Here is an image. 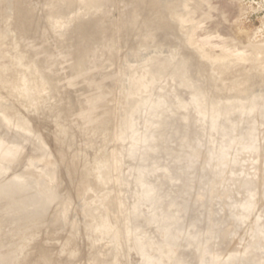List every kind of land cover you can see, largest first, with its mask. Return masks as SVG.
Returning a JSON list of instances; mask_svg holds the SVG:
<instances>
[{
  "label": "rangeland",
  "instance_id": "374dc122",
  "mask_svg": "<svg viewBox=\"0 0 264 264\" xmlns=\"http://www.w3.org/2000/svg\"><path fill=\"white\" fill-rule=\"evenodd\" d=\"M164 1L169 7L168 9L181 18L182 32H173L172 29L152 31L151 27L147 26V17L150 16L149 7L156 4L160 5V3H164L163 0H0V121L3 119L4 126L6 125L5 127L10 128L9 131L7 128L4 129V126L2 127V123L0 124V170L8 171L9 173L5 178L0 179V204L4 206H2V208L0 207L4 210L3 213H0V233L4 234V231L7 233L10 228V231L4 234L6 236L2 235L9 243L4 240L3 237L0 239V257H2L0 259L2 260L4 258L6 260H0V264H4L5 262L8 264H15V262H18V264H81L82 262L90 264V261H92V264H96L97 262L94 263L96 260H93V253H98L100 250L104 249L105 245L103 244L102 246L100 243L104 240L110 241L112 245L105 246V249H114L115 246L119 247L121 244L120 248L124 250L123 252L125 255L121 249L120 251L118 249L120 255L119 252H116L112 260L108 261L105 258H101L97 260V264H100V262H102V264H108L110 262V264H173L177 261L178 264L179 262L181 263L182 260L184 261V259L181 260V258H179L183 252L191 253L190 255L193 256L194 261L198 262L191 264H208V262L211 261L215 263L219 262L220 264H264V253L258 252H264V236L261 235L262 232H260V230L258 234L261 238L257 243L252 245L253 247L244 246L243 242L240 240L241 243H239L238 248L234 251L238 254V261L229 260L228 254L223 255L222 253H215L213 251L214 245L219 241L220 227L225 224L226 217L225 210L221 207L216 196L219 195L218 197H220L223 189L219 191L213 189L211 191L215 192V194L211 195V188H209L215 183L214 181H216V179L219 181L216 182L218 188L220 185L224 184H222V182L224 181L223 178L227 171V167L224 168V166H227L229 162H222L227 151L221 147V139L229 140L233 136H236L237 133L241 134L240 137L246 135V137L250 138L256 134V130L259 127L260 144L264 145V116H262L264 115V95L261 92H258L260 93L257 94L258 96H256V93L248 95L245 99L248 105L243 108V113H241L242 109L239 111V109L235 108L236 110L232 109L234 110L232 112L229 110L231 113L228 112V114L227 112L219 111L218 115H216L220 116L216 118L217 116L212 115L216 113H213V110H209L212 114L209 111H204L205 109L203 107L205 105L203 107L201 105L200 109L205 113L200 110V112L196 110L192 113L195 101L198 100L196 103H199L203 96L198 94L199 96L195 95L197 98L194 97L196 93L193 94L190 87L185 88L186 86L184 87L182 85L181 79L170 73L172 64H176V62L181 64L182 67L183 65L191 66V69L195 71V73L202 71V65L196 61L198 59L196 58V54L185 45V40L183 38L186 34H190L191 38H194L195 45H202L203 48L206 49V53H210V59L211 54H213V61H219L220 58L223 57V59H221L222 62L229 66H235V64H238L237 61L240 54L241 56L243 55L242 57L245 56V58H247L246 68H249L248 70L263 68L264 0ZM161 10H163V8ZM103 31L105 33H102ZM180 38L182 39L184 47ZM111 42L112 48L110 49L109 43ZM199 42L200 44H197ZM208 50L211 51L208 52ZM135 53L145 57L149 55L153 56L155 62L167 69L166 74L162 78H154L152 74L139 65L140 63H133L130 61L131 56ZM236 53H238V55ZM228 54L229 56L231 54L233 55L230 56V58ZM217 55H220L219 60L215 59L218 58ZM257 55L258 58L256 57ZM226 57L230 59H224ZM96 76H98L99 80L105 82L106 85L110 84L106 77L113 78L111 82L112 91L107 88V86H104L101 81H96ZM73 81H76L77 86L81 89L84 88L87 95L86 98L83 99V97H81L79 99V104L75 102V107L83 111L84 113L82 112V114L88 115L89 113L87 117L92 115L94 117V114H96L92 119L89 117L90 120L94 119L96 121L99 120V122H109L111 125L113 124V134L116 136L110 140L106 148V152L111 156V162H113L110 164L111 173L109 178L111 182L105 188H97L92 184V180L90 179L91 173L88 174L89 171L87 166L89 163H85L87 160L91 159L90 156L85 155L84 158H80L81 160L75 159L74 152L77 148H72L67 140L61 141L60 137L58 138V135H56V132L50 126L51 123H48L47 119H45L46 116H43L41 112L35 111L37 112L35 113L34 111L25 109L24 106L21 107L16 100L17 95H22V92L17 91L23 89L26 83L27 85L21 91L28 88L33 89L34 87L35 90L23 94L42 96L44 94V92L42 93L43 88L47 86V84L61 86ZM210 84L211 82L209 81V83H205L202 87L203 91H205V98L208 100V103H210V101L212 102L210 91L213 85ZM133 86L135 87L133 88ZM139 86H141V89ZM135 88H137V90ZM39 89L42 90H40V94L38 93ZM133 90L135 92H140L141 90L139 96L141 94L145 95L143 98L147 95L148 98H145V100L147 99V103L148 101L153 102L157 99L156 101H158V104L160 101L161 105L168 106L167 110H171L169 113L170 116H175L182 108H186V110L182 109L184 110L185 118L181 125L173 126L174 128L170 127L174 134L172 132V135L171 131L169 132L167 130V135L164 138L166 139L169 134L171 136H169V138L167 137V140H164L165 149L164 146H160L158 150L156 147V150H152L151 152L154 146L152 147V145L144 144V139L137 136L138 131H143L147 127L150 129L143 132L146 133L145 135H149V133L153 131L154 127L150 121L143 124L141 130L138 129L134 132L131 130L132 132L130 131V134L121 135L124 124L130 121V119H127V117L125 119L124 117L128 113L130 99L133 98L129 95L134 96ZM143 90H145L147 94L143 92ZM12 91L15 92L13 93ZM158 97L160 100H158ZM165 98L168 101H166ZM13 99L14 103H17L16 106L12 102ZM201 101V103H203L202 99ZM166 102L168 105H166ZM153 103L155 104V102ZM81 106L82 109L80 108ZM85 106L86 108H84ZM91 106L92 108H90ZM171 106H173V108ZM250 107L257 108V121L255 123H249L248 121L245 123L243 117L244 112ZM123 109L127 112H123ZM89 111H93L94 113L92 112V114ZM104 113L106 116H104ZM165 117L168 118V116ZM205 117L207 119L211 118L210 120H213V123L220 121V125L225 126L223 130L220 129V135L217 141L216 138L212 140L213 145L216 144L214 147L209 145V143L208 146L206 144L207 131H200L201 120ZM236 120L240 122V124ZM147 123L149 124L146 127ZM192 125L196 131L191 129ZM150 126H152V128ZM16 128L17 132L15 131ZM20 128L23 134H20L21 132L19 133ZM6 129L11 133L8 134ZM26 129L28 130L27 137L29 135V143L31 144L28 148H26V145L19 144V135L23 137L27 133V131H24ZM10 135L12 137H10ZM13 136H16L19 141L15 139L10 140ZM35 136L37 138H35ZM76 142L78 145L83 144L81 143L82 138L77 139ZM141 142H144V145ZM207 147L209 150L208 155L205 152ZM86 148L87 153L94 157L93 150L88 146ZM143 148L147 150L145 149V151ZM233 149H235L234 152H236L233 155L235 157L243 150L240 146L237 149ZM159 150L162 152H159ZM43 151L46 153L48 152V155L41 154ZM156 151L158 152L156 153ZM70 155L72 156L70 157ZM54 163L57 165L56 182H58L53 191H48L49 189H44L40 182L43 180L46 181V170ZM255 163L256 165L262 163L257 156L255 158ZM84 164L86 167H84ZM80 166H83V168H81V171H78V167L80 170ZM260 167L264 168V165L262 164ZM83 175L85 176L83 177ZM25 178L36 179L37 182L39 181L37 183L39 185L34 186L32 190L20 192L16 186L21 187L24 183L22 185H17L16 183ZM177 180L178 184L176 185ZM12 184H14L13 187ZM88 188L91 190L86 192ZM213 188L216 187L213 186ZM11 191L14 192L16 201L13 199L6 200V193ZM94 192L98 194L97 200H95L97 194ZM89 196H91L92 201L88 202L89 205H87L86 202L89 201ZM213 196L215 197L214 199H212ZM18 199L26 200L27 203L22 201L19 202L20 200L18 201ZM9 201L12 202L10 203ZM45 201L51 208L47 209L45 216H38L39 214L37 215V212L32 210V207L35 204L43 205ZM158 201L160 203H158ZM172 202H175V204L179 202L178 205L181 202V204L179 206L173 204L175 207L173 208ZM185 202L188 204L186 205ZM85 203L86 205H84ZM110 203L114 204L115 207H118L120 204V207L116 208L114 215V212H107L109 211L107 210V205ZM213 204L216 205L214 206ZM48 205L47 208L49 207ZM204 205L205 209L203 207ZM86 206L87 208H85ZM97 209L100 212H98ZM101 209H106V211ZM135 211H139L138 213L141 212L137 215L141 218L140 220L142 222H144L148 216L153 219L152 222L154 221V223L151 225L148 224L146 226V224H142V228L141 225L138 227L139 231L143 229L152 233L148 238L146 237L147 239H144L145 241L136 244V240L138 239V237H136L135 240L133 239L135 242L130 241L128 245L122 239L124 236L122 233L124 234L125 232L126 219ZM30 212H35L36 214H31ZM144 212L147 217L143 214ZM169 212L171 213V217ZM193 212L195 213L193 214ZM165 213H168L167 215L170 218H167ZM176 213L177 215L181 213L178 219L177 216L175 217ZM10 214L11 217L8 218ZM202 214L204 216H202ZM12 215H14V217ZM61 217L63 219H61ZM171 218L174 220L177 219L176 223ZM57 221H59V223H57ZM200 221L203 222L202 224H204V227ZM94 223L96 225H94ZM108 224H111L112 227L110 226V230H107L104 235V230L109 227ZM198 224L200 226H198ZM86 225L89 228H87ZM16 227H18V229ZM21 227H23L24 230L26 229L25 231H28L29 234L32 232L30 235L31 237L28 236L27 232L24 234V230L21 229ZM116 228L117 231L114 230ZM21 230L23 231L22 234L25 235L23 237L22 234H20ZM119 232L121 235L118 234ZM191 232L196 236L194 234L192 235ZM8 236L10 239H8ZM153 237L155 239H153ZM13 239H15V241H12ZM2 240L4 243H1ZM92 240L95 242H92ZM111 240H113L112 243ZM212 240H215L214 243L207 247L209 241ZM114 241L117 242L115 243ZM123 241L125 244H123ZM14 242H19L18 244L20 245L17 243V245H15ZM25 242L27 243L24 244ZM30 243L33 244V247ZM93 243L98 244L95 245ZM28 244L30 246H28ZM8 245L10 246L7 248ZM125 245H128V247H124ZM176 245L180 250L177 249ZM20 246H22V249ZM12 247H14V250H11ZM29 247H32V249ZM250 250L253 253L246 255V252ZM6 251L10 253V255H6ZM3 253L5 254L2 255ZM137 253L140 254V256H138ZM84 255L88 257L85 258ZM5 256H7V258ZM15 256L19 258L17 259ZM104 260L107 262H104ZM227 260L229 262L232 261V263H227Z\"/></svg>",
  "mask_w": 264,
  "mask_h": 264
},
{
  "label": "bare ground",
  "instance_id": "6f19581e",
  "mask_svg": "<svg viewBox=\"0 0 264 264\" xmlns=\"http://www.w3.org/2000/svg\"><path fill=\"white\" fill-rule=\"evenodd\" d=\"M156 2V1H155ZM163 2L164 3H160V5H158V4H156V5H151L150 7H149V11H150V16L149 17H147L148 18V21H147V26H150L151 27V29H152V31H157V30H161V31H163V30H167V29H172L173 30V32L175 31V32H177V33H180V32H182V20H181V18L177 15V14H175L173 11H171L170 9H168L169 7L165 4V1L163 0ZM163 8V10L166 12H164L163 10H161ZM147 11H148V9H147ZM179 12V11H178ZM163 13H165V14H163ZM180 15V14H179ZM147 20V19H146ZM186 21V20H185ZM187 26V25H186ZM147 29V28H146ZM185 29V28H184ZM102 33H105L104 31L102 32ZM192 33V32H191ZM172 34V33H171ZM174 34V33H173ZM176 34V33H175ZM79 36V35H78ZM75 37V36H74ZM77 37V36H76ZM181 39V38H180ZM184 40H185V45H186V47L188 48V49H190V50H192L195 54H196V58H198L196 61H198L201 65H202V68H201V70L202 71H200V72H196L195 73V71H193L192 69H191V66H185V65H183V67L181 66V64H178L177 62H176V64H172V66H171V69H170V73L172 74V75H174L175 77H177V78H180L181 79V83H182V85L185 87V88H188V87H190V89L192 90H190L193 94L194 93H196V94H194V97H196L195 95H197V96H199L198 94H201L202 96H200V97H202L201 99L203 100V103H201L202 101H201V99H200V104L199 103H196L198 100L197 99H195V100H197V101H195V105H194V107H193V110H192V113H194L196 110H200L201 109V105H202V107L205 109L204 111L206 112H208L209 110H213L212 112L214 113V112H216V113H214V114H212V112L211 111H209V112H211V114L212 115H215V116H217L218 115V112L219 111H223V112H227V114H228V112H229V110H231V112L232 111H234V110H232V109H235V108H237V109H239V111H240V109H242V111H241V113H243V108H245V106L246 105H248L246 102H245V99L248 97V95H251L252 93H256V96H258L257 94H260V93H258V92H261V93H263V95H264V67L263 68H260V69H257L256 68V70H248L247 68H246V60H247V58H245V56L244 57H242L240 54H239V57H238V64H235V66H229V65H227L226 63H224V62H222L221 61V59H223V57H219L218 55V58H215V59H218L219 60V58H220V60L219 61H213L214 60V58L212 57V55L213 54H211V59H210V53H206L207 51H206V49H204L203 48V46L202 45H195V43H194V38H191V35L190 34H186L185 35V37L183 38ZM193 39V40H192ZM168 41H170V40H168ZM181 43H182V39H181ZM183 44V43H182ZM197 44H200V42L199 43H197ZM111 45H112V42L111 43H109V46H110V49L112 48L111 47ZM178 46V45H177ZM183 47H184V44H183ZM119 48V47H118ZM173 49V48H172ZM205 50V51H204ZM209 51H211V50H208V52ZM174 52H175V50H174ZM191 52V51H190ZM178 53V52H177ZM181 53V52H180ZM192 53V52H191ZM225 54V53H224ZM237 55H238V53H236ZM236 54H235V56H236ZM257 54V53H256ZM222 55V54H221ZM226 55V54H225ZM225 55H224V57H225ZM233 54H231L230 56H232ZM173 56V55H172ZM216 56V55H215ZM223 56V55H222ZM228 56H229V54H228ZM229 56V57H230ZM260 56V55H259ZM229 57H226V58H224V59H226V60H228L227 58H229ZM257 58H258V55L256 56ZM231 58V57H230ZM229 58V59H230ZM232 58H234V57H232ZM263 58V57H262ZM261 59V58H260ZM194 60V59H193ZM249 60V59H248ZM259 60V59H258ZM130 61H132L133 63H140L139 65H141L142 67H143V69H145V70H147L150 74H152V76L154 77V78H162L165 74H166V72H167V69L166 68H163V67H161L160 65L161 64H159V63H157V62H155L154 60H153V56H151V55H149V56H141V55H138L137 53H135V54H133L132 56H131V60ZM176 61V60H175ZM178 61V60H177ZM231 61H233V60H231ZM231 61H230V65H231ZM252 61V60H251ZM255 61V60H254ZM253 61V62H254ZM261 61V60H260ZM259 61V62H260ZM234 62H236V61H234ZM142 63V64H141ZM261 64V63H260ZM264 64V63H263ZM262 64V65H263ZM197 66V65H196ZM255 66V65H254ZM249 67V66H248ZM198 68H199V66H198ZM197 70V69H196ZM23 78V77H22ZM20 79V78H19ZM24 79V78H23ZM69 79V78H68ZM70 79H71V77H70ZM209 81L211 82V84L213 85V88H212V90L210 91L211 92V97H212V102L210 101V103H208L207 101L208 100H206V98H205V91H203V86H204V84L205 83H209ZM24 82V81H23ZM57 82V81H56ZM32 83V82H31ZM33 83H34V81H33ZM21 84V83H20ZM64 84V83H63ZM210 84V85H211ZM26 85H27V83H26ZM25 85V86H26ZM258 85H260V86H258ZM15 86V85H14ZM25 86H23L24 88H25ZM89 86V85H88ZM135 86H137V85H135ZM135 86H133V88L135 87ZM16 87V86H15ZM17 87H19V86H17ZM22 87V86H21ZM32 87V86H31ZM34 87V86H33ZM140 87V89H141V86H139ZM138 87V88H139ZM12 88H13V86H12ZM11 88V89H12ZM23 88V89H24ZM35 88V87H34ZM32 89V88H28V89H26V90H24V91H21V90H23V89H21L20 91H17V92H22V95H17V103H19L20 105H21V107L22 106H24L25 107V109H27V110H31V111H38V112H41L42 114H43V116H46L45 117V119H47V121H48V123H51V127H52V129H54V131L56 132V135H58V138L60 137V140L61 141H63V140H67L68 141V143H69V145L72 147V148H77V149H75L76 151L74 152V158L76 159H78V160H81L80 158H84V156L85 155H88V156H90V160H87V162H85L86 164H88L89 163V165L87 166L88 167V174L89 173H91V180H92V184H93V186L94 187H97V188H102V187H106L110 182H111V179L109 178V176H110V168H111V163H113V162H111V156L110 155H108L107 154V152H106V148H107V146H108V143L110 142V140L113 138V137H115L116 135H114L113 134V131H114V128H112V126H113V124L111 125L109 122L107 123H105V122H99V120L98 121H96V120H90V119H92V118H94L95 117V115L96 114H94V117H93V115L92 116H89L90 117V119H89V117H87L88 115H89V113H88V115L86 114H82V112L83 111H80L79 110V108H77V107H75V102H77V104H79V102L78 101H80L79 99L81 98V97H83V99L84 98H86L87 97V95H86V90L83 88V89H81L80 87H78L77 86V83H76V81H73V82H70L69 84L68 83H66V84H64V85H61V86H53V85H51V84H47V86H45L44 88H43V91L41 90V89H39V94L41 93L40 92V90L42 91V93L44 92V94L42 95V96H34V95H32V94H23V93H25V92H32V90H35V89ZM89 89H90V86L88 87ZM87 88V89H88ZM15 89V88H14ZM131 89H132V87H131ZM136 90H137V88H135ZM38 90V89H37ZM15 91H16V89H15ZM14 91V92H15ZM134 91V90H133ZM147 91V90H146ZM13 92V91H12ZM13 92V93H14ZM35 92V91H34ZM96 92H97V90H96ZM131 92H132V90H131ZM130 92V93H131ZM140 92H141V90H140ZM140 92H135L134 91V96L133 95H129V96H132L133 98L132 99H130V103H129V105H128V113H127V115L124 117L125 119H126V117H127V119H130V121H127L125 124H124V126H123V130H122V132H121V135H128V133L132 130L133 132L134 131H137L138 129L139 130H141V126L143 125V124H145L146 122H149L150 121V123H152L153 124V127L155 128V130H153L151 133H149V135H145L146 133H143L145 130H147V128H145V130H143V131H138V133H137V136H139V137H141V139L143 138L144 140V144H147V145H152V147L154 148V149H151V152H152V150L154 151V150H156V147H157V150H158V148L160 147V146H164V149H165V141L164 140H167V137L169 138V136H171L170 134H169V136H167L166 137V139L164 138L166 135H167V132L169 131H171V128L173 127V126H177V125H181V123L184 121V116H185V114H184V110H182V109H185L186 110V108L184 107V108H182L178 113H177V115H175V116H170L169 115V113L171 112V110H167L168 109V106H163V104L161 105L160 104V101H159V104L157 103L158 101H156V100H154L153 102H155V104L151 101V102H149L148 101V103H147V99L145 100V98L147 97L148 98V96L146 95V97L145 98H143V96H145V95H140L139 96V93ZM143 92H145V90H143ZM13 93H12V95H13ZM36 93H37V91H36ZM146 93V92H145ZM20 94V93H19ZM34 94V93H33ZM132 94V93H131ZM147 94V93H146ZM149 94V93H148ZM151 95V94H150ZM149 95V96H150ZM164 95V94H163ZM262 95V94H261ZM154 96V95H153ZM162 96V95H161ZM190 96V95H189ZM14 97H16V96H14ZM13 97V98H14ZM155 97V96H154ZM156 97H157V94H156ZM151 98V97H150ZM159 98V97H158ZM197 98V97H196ZM89 99V98H88ZM125 99V98H124ZM164 99V98H163ZM189 99H190V97H189ZM199 99V98H198ZM261 99V98H260ZM86 100V99H85ZM158 100H160V98L158 99ZM165 100H166V98H165ZM162 101H164V100H162ZM166 101H168V100H166ZM13 103H14V99H13V101H12ZM257 102V101H256ZM17 103L15 104V106L17 105ZM84 103H89V102H84ZM163 103V102H162ZM167 103V102H166ZM82 105V104H81ZM92 105H93V103H92ZM126 105V104H125ZM166 105H168V103L166 104ZM4 106H5V104H4ZM251 106V105H250ZM95 107V106H94ZM97 107V106H96ZM126 107V106H125ZM172 108H173V106H171ZM170 107V108H171ZM13 108V107H12ZM81 109H82V106L80 107ZM84 108H86V106L84 107ZM83 108V109H84ZM90 108H92V106L90 107ZM99 108V107H98ZM97 108V109H98ZM177 108V107H176ZM102 109V108H101ZM12 110V109H11ZM15 110V109H14ZM19 110V109H18ZM99 110V109H98ZM179 110V109H178ZM236 110V109H235ZM16 111V110H15ZM21 111V110H20ZM86 111H87V109H86ZM100 111V110H99ZM98 111V112H99ZM106 111V110H105ZM201 111V110H200ZM199 111V112H200ZM238 111V110H237ZM19 112V111H18ZM25 112H27V111H25ZM89 112H91V111H89ZM93 112V111H92ZM91 112V113H92ZM123 112H127V111H125L124 109H123ZM201 112H203V111H201ZM205 112H203V113H205ZM231 112H229V113H231ZM9 113V112H8ZM27 113H29V112H27ZM35 113H37V112H35ZM84 113V112H83ZM87 113V112H86ZM94 113V112H93ZM92 113V114H93ZM1 114V113H0ZM105 114V113H104ZM207 114H209V113H207ZM211 114H210V116H211ZM217 114V115H216ZM220 114V113H219ZM20 115V114H19ZM26 115V114H25ZM121 115V114H120ZM123 115V114H122ZM205 115V114H204ZM101 116H103V115H101ZM100 116V117H101ZM104 116H106V114L104 115ZM165 116H168V118H166ZM209 116V117H210ZM214 116V117H215ZM220 116V115H219ZM219 116H217L216 118H218ZM13 117V116H12ZM35 117V116H34ZM207 117V116H206ZM225 117V116H224ZM223 117V118H224ZM27 118V117H26ZM213 118V117H212ZM12 119V118H11ZM44 119V120H45ZM101 119H102V117H101ZM121 119H122V117H121ZM159 119V122L160 123H158L157 125H156V122H157V120ZM3 119H1V121H2ZM114 120V119H113ZM113 120H112V122H113ZM119 120V119H118ZM224 120V119H223ZM231 120V119H230ZM0 121V124L2 123V127L4 126V120L1 122ZM120 121V120H119ZM123 121V120H122ZM237 121V120H236ZM238 122V121H237ZM14 123V122H13ZM239 124H240V122H238ZM115 124V123H114ZM151 124V125H152ZM1 126V125H0ZM6 126V125H5ZM4 126V129L5 128H7V127H5ZM232 126H234V125H232ZM120 127V126H119ZM145 127V126H144ZM151 128H152V126H150ZM171 127V128H170ZM169 128H170V130H169ZM174 128V127H173ZM3 129V128H2ZM7 129H9V131H10V128L8 127ZM6 129V131L8 132V130ZM113 129V130H112ZM148 129H150V128H148ZM226 129H228V128H226ZM233 129V128H232ZM39 130V129H38ZM116 130V129H115ZM168 130V131H167ZM16 132H17V128H16V130H15ZM22 131V129L20 128V130H19V133ZM24 131H27V133L26 132H24V133H26L23 137H22V135H19L18 133V135L20 136V141L17 139V135H16V133H15V135L16 136H13V138H10V140L11 139H15L16 141H19L20 143L19 144H21V145H26L27 147L26 148H28V146L29 145H31L30 143H29V135H28V137H27V134H28V130L26 129V130H24ZM48 131H49V128H48ZM47 131V132H48ZM50 131H51V128H50ZM131 131V132H132ZM156 131V132H155ZM259 131H260V128L258 127L257 128V130H256V134L255 135H253L252 137H250V138H248V137H246V135H242V137L241 138H243V140H245L248 144H255L256 145V147H258L259 149H258V154H257V157L261 160V162L263 163V165H264V145H261L260 143V136H259ZM23 132V131H22ZM20 133V134H23V133ZM130 132V133H131ZM150 132V131H149ZM172 132L173 131H171V134H172ZM235 132V131H234ZM11 132H8V134H10ZM74 133V134H73ZM116 133H117V131H116ZM129 133V134H130ZM207 133V132H206ZM30 134V133H29ZM147 134H148V132H147ZM173 134H174V132H173ZM172 134V135H173ZM229 135H231L230 133H228ZM14 135V134H13ZM31 135V134H30ZM114 135V136H113ZM32 136V135H31ZM137 136H135V137H137ZM10 137H12L11 135H10ZM24 137H26V138H24ZM33 137V136H32ZM35 138H37L36 136H35ZM63 138V139H62ZM79 138H82V142L81 143H83L82 145H78L77 144V142H76V140L77 139H79ZM97 138H98V140H97ZM128 138V137H127ZM222 138V137H221ZM224 138V137H223ZM116 139V138H115ZM117 139H118V137H117ZM136 139H138V138H136ZM135 139V140H136ZM14 140V141H15ZM15 141V142H16ZM114 141V140H113ZM194 141V140H193ZM216 141H217V139H216ZM134 142V141H133ZM123 143V142H122ZM132 143V142H131ZM142 143V142H141ZM142 143V144H143ZM164 143V144H163ZM243 143V142H242ZM241 142L239 143V144H236L235 146H234V148H239V146H240V144H242ZM33 144V143H32ZM125 144V143H124ZM130 144V143H129ZM143 144V145H144ZM207 144V146H208V143H206ZM35 145V144H34ZM66 145V144H65ZM120 145V144H119ZM118 145V146H119ZM214 145H216V144H214ZM89 147V148H91L93 151V154H94V157H93V155L91 156L90 154H88L87 153V151H86V147ZM110 146V145H109ZM220 146V145H219ZM38 147V146H37ZM125 147V146H124ZM144 147V146H143ZM162 147H161V150L163 151V149H162ZM261 147H262V150H261ZM38 148H40V147H38ZM129 148V147H128ZM138 148V147H137ZM136 148V149H137ZM150 148V147H149ZM130 149V148H129ZM146 148H143V150H145ZM62 150V149H61ZM64 150H65V148H64ZM71 150V149H70ZM124 150V149H123ZM133 150V149H132ZM135 150V149H134ZM147 150V149H146ZM145 150V151H146ZM161 150H159V152H162ZM218 150H221V149H218ZM139 151H142V150H139ZM209 150H208V147L206 148V150H205V152L207 153V155L209 154V152H208ZM235 151V149H232V151H230V150H228L227 151V153L225 154V156H224V160H222V162L223 163H225V162H229V163H231L232 162V160H234L236 157L235 156H233L234 155V153H236V152H234ZM72 152V151H71ZM134 152V151H133ZM142 152H144V151H142ZM158 151H156V153H157ZM48 153V152H47ZM45 151H43L41 154H45V155H48ZM138 153V152H137ZM154 153V152H153ZM192 153V152H191ZM217 153V152H216ZM71 154V153H70ZM128 154V153H127ZM144 154H146V153H144ZM111 155H113V154H111ZM126 155V154H125ZM220 155V154H219ZM24 156V155H23ZM64 156V155H63ZM72 155H70V157H71ZM123 156V155H122ZM129 156V155H128ZM93 157V158H92ZM113 157V156H112ZM139 157V156H138ZM89 158V157H88ZM215 158V157H214ZM63 159V158H62ZM152 159V158H151ZM23 160V159H22ZM21 161V160H20ZM73 161V160H72ZM144 161V160H143ZM220 161V160H219ZM153 162V161H152ZM211 163V162H210ZM213 163V162H212ZM228 163V164H229ZM228 164H227V166H224V168H226V167H228ZM202 165V164H201ZM200 165V166H201ZM213 165V164H212ZM220 165V164H219ZM57 165L54 163V164H51L48 168H47V170H46V175H47V179H46V181H42V182H40L41 184H42V187H44V189H46V190H48V191H53L54 189H55V187L57 186L56 185V183L58 182H56V174H57V172H56V167ZM202 166H204V165H202ZM205 166H206V163H205ZM84 167H86L85 166V164H84ZM113 167V166H112ZM220 167V166H219ZM81 168H83V166H80V170H79V167H78V171H81L82 169ZM208 168V167H207ZM206 168V169H207ZM84 169H86V168H84ZM113 169V168H112ZM204 169V168H203ZM159 170V169H158ZM164 170V169H163ZM205 170V169H204ZM162 172V171H161ZM161 172H160V174H161ZM175 172V171H174ZM200 172V171H199ZM73 173V172H72ZM78 173V172H77ZM148 173V172H147ZM183 173V172H182ZM9 173H8V171H2V170H0V179H2V178H5L7 175H8ZM153 174V173H152ZM214 174V173H213ZM135 175V174H134ZM148 175V174H147ZM153 175H156V174H153ZM162 175V174H161ZM165 175V174H164ZM211 175V174H210ZM215 175H217V174H215ZM76 176H77V174H76ZM85 175H83V177H84ZM88 176V175H87ZM90 176V175H89ZM149 176V175H148ZM152 176V175H151ZM157 176V175H156ZM213 176V175H212ZM218 176V175H217ZM227 176V174L225 173V176H224V181H225V177ZM12 177V176H11ZM158 177H159V173H158ZM170 177V176H169ZM201 177V176H200ZM216 177V176H215ZM57 178H58V176H57ZM89 178V177H88ZM142 178H144V177H142ZM151 178V177H150ZM84 179V178H83ZM201 179V178H200ZM81 180V179H80ZM152 180V179H151ZM221 180H222V178H221ZM15 181H17V180H15ZM84 181V180H83ZM86 181H88V180H86ZM85 181V182H86ZM113 181V180H112ZM142 181V180H141ZM39 182V181H38ZM37 182V180L36 179H33V178H25L24 180H21V181H17V185H22L23 183H24V185H22L21 187L19 186H16L17 187V189H19V191L21 192V191H23V192H26V191H29V190H32L33 188H34V186H38L39 184H37L38 183ZM172 182V181H171ZM171 182H170V184H171ZM80 183V182H79ZM142 183V182H141ZM225 183V182H224ZM142 184H144V183H142ZM178 184V180L176 181V185ZM203 184V183H202ZM209 184V183H208ZM223 184V183H222ZM13 185L14 184H12V187H13ZM149 185V184H148ZM155 185V184H154ZM193 185V184H192ZM211 185V184H210ZM41 186V185H40ZM79 186V185H78ZM164 186V185H163ZM220 186H222V185H220ZM16 187H15V189H16ZM112 187V186H111ZM162 187V186H161ZM167 187V186H166ZM169 187V186H168ZM176 187V186H175ZM194 187V186H193ZM171 188V187H170ZM14 189V190H15ZM76 189V188H75ZM112 189V188H111ZM208 189V188H207ZM206 189V190H207ZM222 188H220V189H215V190H221ZM57 190V189H56ZM91 189H89L88 188V190H86V192H88V191H90ZM194 190V189H193ZM212 190V189H211ZM210 190V191H211ZM94 191H95V189H94ZM172 191V190H171ZM2 192V191H1ZM96 192V191H95ZM94 192V193H95ZM114 192V191H113ZM153 192V191H152ZM178 192V191H177ZM181 192H182V190H181ZM196 192V191H195ZM212 192V191H211ZM221 192V191H220ZM93 193V192H92ZM1 194V193H0ZM23 194V193H22ZM29 194V193H28ZM91 194V193H90ZM95 194H97V193H95ZM103 194H105V193H103ZM102 194V195H103ZM121 194V193H120ZM201 194V193H200ZM15 194H14V192H9V193H6V200H15L16 201V197L14 196ZM84 195H85V193H84ZM165 195V194H164ZM170 195V194H169ZM208 195V194H207ZM23 196V195H22ZM87 196V195H86ZM101 196V195H100ZM104 196V195H103ZM102 196V197H103ZM108 196V195H107ZM116 196V195H115ZM161 196H162V193H161ZM166 196H168V195H166ZM197 196V195H196ZM54 197V196H53ZM139 197V196H138ZM165 197V196H164ZM214 197V196H213ZM23 198V197H22ZM39 198V197H38ZM84 198V197H83ZM95 198H96V196H95ZM94 198V199H95ZM115 198V197H114ZM162 198V197H161ZM177 198H178V196H177ZM176 198V199H177ZM182 198V197H181ZM180 198V199H181ZM194 198V197H193ZM258 198V197H257ZM24 199V198H23ZM40 199V198H39ZM98 199V194H97V198L95 199V200H97ZM168 199V198H167ZM179 199V200H180ZM212 199H214V198H212ZM20 199H18V201H19ZM88 200L89 201H87L86 203H87V205H89L88 204V202H91L92 200H91V196H89L88 197ZM127 200V199H126ZM125 200V201H126ZM156 200V199H155ZM160 200V199H159ZM164 200V199H163ZM169 200H170V198H169ZM175 200V199H174ZM178 200V201H179ZM184 200V199H183ZM194 200V199H193ZM202 200H204V199H202ZM24 202V203H27L26 202V200H20L19 202ZM107 201H108V199H107ZM106 201V202H107ZM10 202V201H9ZM12 202V201H11ZM10 202V203H11ZM49 202V201H48ZM85 202V201H84ZM83 202V203H84ZM105 202V203H106ZM117 202V201H116ZM166 202V201H165ZM198 202V201H197ZM86 203L84 204V205H86ZM158 203H160L159 201H158ZM179 203V202H178ZM178 203L176 202V204H175V202L173 203L172 202V205L174 204V205H176V206H179L180 204H181V202H180V204L178 205ZM186 203V205L188 204L187 202H185ZM199 203V202H198ZM212 203V202H211ZM14 204V203H13ZM12 204V205H13ZM47 203H46V201H45V204H43V205H37V204H35L33 207H32V210H35L36 212H37V215L38 216H41V217H43V216H45V214H46V211H47V209H50L51 207H50V205H48L49 207L47 208V205H46ZM118 204V203H117ZM116 204V205H117ZM1 205V204H0ZM8 205V204H7ZM102 205V204H101ZM120 205V204H119ZM118 205V207H120ZM122 205V204H121ZM127 205V204H126ZM171 205V204H170ZM169 205V206H170ZM174 205H173V208H175L174 207ZM191 205V204H190ZM196 205V204H195ZM214 205V204H213ZM216 205V204H215ZM214 205V206H215ZM2 206H3V204L0 206L1 208H2ZM83 206V205H82ZM93 206V205H92ZM98 206V205H97ZM4 207V206H3ZM9 207H11V206H9ZM84 207V206H83ZM91 207V206H90ZM107 210H109V211H107L108 213L109 212H114L113 213V215L115 214V211H116V208H118V207H115V205L114 204H108L107 205ZM133 207V206H132ZM182 207V206H181ZM196 207V206H195ZM194 207V208H195ZM204 207V209H205V205L203 206ZM0 208V213H3L4 212V210H2ZM85 208H87V206L85 207ZM84 208V209H85ZM104 208H105V206H104ZM172 208V209H173ZM179 208V207H178ZM199 208V207H198ZM254 208V207H253ZM3 209H5V208H3ZM9 209V208H8ZM99 209V208H98ZM98 209H97V211H98ZM187 209V208H186ZM215 209V208H214ZM31 210V211H32ZM101 210H103V209H101ZM119 210V209H118ZM117 210V211H118ZM136 210V209H135ZM139 210V209H138ZM182 210V209H181ZM256 210H257V213H256ZM11 211V210H10ZM103 211H106V209L105 210H103ZM129 211V210H128ZM155 211H157V210H155ZM178 211V210H177ZM24 212V211H23ZM62 212H64V211H62ZM98 212H100V211H98ZM102 212V211H101ZM106 212V213H107ZM131 212V211H130ZM129 212V213H130ZM139 211H135V212H132L130 215H129V217H128V219H126V222H125V224H123V225H125L126 227H125V232H124V234L122 233V235H124L123 236V240L125 241V243L126 244H128L129 245V242L130 241H134L135 240V238L136 237H138V239L136 240V244H139V243H141V242H143V241H145L144 239H147L149 236H150V234L152 233V232H149V231H146V230H143V229H141L142 228V224L143 225H145L146 224V226L148 225V224H152V223H154V221L152 222V218H150L149 216L147 217L146 215H145V212L143 213L147 218L144 220V222H142L140 219V217L137 215V214H140V213H138ZM151 212V211H150ZM180 212V211H179ZM31 213V212H30ZM33 213V212H32ZM31 213V214H32ZM60 213H61V211H60ZM93 213H94V211H93ZM105 213V212H104ZM107 213V214H108ZM124 213V212H123ZM128 213V214H129ZM153 213V212H152ZM156 213V212H155ZM158 213H160V212H158ZM162 213V212H161ZM170 213V212H169ZM183 213V212H182ZM195 212H193V214H194ZM199 213V212H198ZM206 213V212H205ZM208 213V212H207ZM211 213V212H210ZM209 213V214H210ZM223 213V212H222ZM33 214H36L35 212L33 213ZM116 214H117V212H116ZM120 214V213H119ZM166 214V213H165ZM168 214V213H167ZM166 214V215H167ZM181 214V213H180ZM179 214V215H180ZM190 214H191V212H190ZM1 215V214H0ZM17 215V214H16ZM21 215V214H20ZM111 215V214H110ZM164 215V214H163ZM162 215V216H163ZM175 215V214H174ZM179 215H177V213H176V215H175V217L177 216V219L179 218ZM186 215V214H185ZM192 215V214H191ZM206 215V214H205ZM208 215V214H207ZM250 215L252 216V218L254 219V220H257L258 221V219H259V217H260V210H259V204L257 203V205H256V207L254 208V210L252 209V211L250 212ZM13 217H14V215H12ZM22 216V215H21ZM26 216V215H25ZM116 216V215H115ZM115 216H114V218H115ZM144 216V217H145ZM160 216V215H159ZM158 216V217H159ZM172 216H173V214H172ZM202 216H204L203 214H202ZM11 217V214H10V216L8 217V218H10ZM37 217V216H36ZM86 217V216H85ZM120 217V216H119ZM169 216L167 215V218H168ZM170 217H171V213H170ZM169 217V218H170ZM174 217V216H173ZM174 217V218H175ZM182 217V216H181ZM180 217V218H181ZM195 217H196V214H195ZM24 218H26V217H24ZM45 218V217H44ZM109 218V217H108ZM165 218V217H164ZM190 218V217H189ZM192 218V217H191ZM31 219V218H30ZM57 219H58V217H57ZM61 219H63L62 217H61ZM89 219H91V218H89ZM118 219V218H117ZM125 219V218H124ZM123 219V220H124ZM166 219V218H165ZM171 219H173V218H171ZM177 219L176 220H174L175 221V223H176V221H177ZM186 219H187V217H186ZM214 219V218H213ZM10 220H13V219H10ZM14 220H15V218H14ZM19 220V219H18ZM60 220V219H59ZM92 220V219H91ZM189 220V219H188ZM187 220V221H188ZM204 220H205V218H204ZM210 220V219H209ZM63 221V220H62ZM106 221V220H105ZM165 221V220H164ZM182 221V220H181ZM184 221V220H183ZM193 221V220H192ZM100 222V221H99ZM115 222V221H114ZM205 222H207V221H205ZM40 223V222H39ZM57 223H59V221H57ZM179 223H182V222H179ZM200 223L202 224L203 222H201L200 221ZM214 223H215V221H214ZM91 224V223H90ZM117 224V223H116ZM174 224V223H173ZM183 224V223H182ZM195 224V223H194ZM210 224V223H209ZM13 225V224H12ZM20 225V224H19ZM32 225V224H31ZM36 225V224H35ZM58 225H60V224H58ZM94 225H96L95 223H94ZM98 225V224H97ZM105 225V224H104ZM103 225V226H104ZM109 225V227H108V229H106V230H104L105 231V233H104V235L106 234V231L107 230H110V228L112 227L111 226V224H108ZM139 225H141V230L140 231H142V232H140L139 231V229H138V227H139ZM176 225V224H175ZM174 225V226H175ZM179 225V224H178ZM192 225H193V223H192ZM204 224H202V226H203ZM257 225H258V223H257ZM11 226V225H10ZM43 226V225H42ZM87 226V225H86ZM85 226V227H86ZM100 226V225H99ZM111 226V227H110ZM180 226V225H179ZM178 226V227H179ZM195 226V225H194ZM198 226H200L199 224H198ZM209 226V225H208ZM13 227H14V225H13ZM20 227V226H19ZM95 227H98V226H95ZM95 227H94V229H95ZM105 227V226H104ZM114 227V226H113ZM119 227V226H118ZM149 227V226H148ZM168 227V226H167ZM166 227V228H167ZM181 227V226H180ZM193 227V226H192ZM204 227V226H203ZM258 227V226H257ZM12 228V227H11ZM17 229H18V227H16ZM87 228H89L88 226H87ZM92 228V227H91ZM103 228V227H102ZM147 228V227H146ZM145 228V229H146ZM221 228V227H220ZM13 229V228H12ZM21 229H23V227H21ZM33 229V228H32ZM93 229V228H92ZM101 229V228H100ZM113 229V228H112ZM120 229H122V228H120ZM178 229V228H177ZM258 229V228H257ZM24 230V229H23ZM26 230V229H25ZM24 230V232L21 230V233L20 234H22V232L25 234L26 232L28 233V231H25ZM31 230V229H30ZM114 230H116L117 231V228L116 229H114ZM156 230V229H155ZM164 230V229H163ZM181 230V229H180ZM194 230V229H193ZM209 230V229H208ZM260 229H258L257 230V234L258 233H260V232H262V236H264V233H263V231L262 230H260V232H258ZM10 231V228H9V230H8V232ZM15 231V230H14ZM19 231H20V229H19ZM93 231V230H92ZM91 231V232H92ZM101 231V230H100ZM179 231V230H178ZM199 231V230H198ZM5 233L4 234H7L6 233V231H4ZM17 232V231H16ZM90 232V231H89ZM88 232V233H89ZM111 232V231H110ZM121 232V231H120ZM120 232L118 233V234H120ZM31 233L32 232H30V234L28 233V236L29 237H31L30 235H31ZM36 233V232H35ZM103 233V232H102ZM108 233V232H107ZM141 233V234H140ZM1 234V233H0ZM4 234H1V236H0V239H2L1 237H3L4 238V236H6V235H4ZM18 234H19V232H18ZM24 234H22V237L23 236H25ZM90 234V233H89ZM94 234V233H93ZM93 234H91V235H93ZM117 234V235H118ZM191 234H192V232H191ZM194 234V233H193ZM192 234V235H193ZM2 235H4V236H2ZM15 235H16V233H15ZM27 235V234H26ZM33 235V234H32ZM90 235V236H91ZM121 235V234H120ZM195 235V234H194ZM213 235V234H212ZM259 235V234H258ZM17 236V235H16ZM27 236V237H28ZM196 236V235H195ZM201 236V235H200ZM214 236H215V234H214ZM95 237V236H94ZM94 237H92L93 239H95ZM102 237V236H101ZM147 237V238H146ZM17 238V237H16ZM104 238V237H103ZM110 238V237H109ZM120 238V237H119ZM118 238V239H119ZM189 238V237H188ZM193 238H194V236H193ZM211 238V237H210ZM8 239H10L9 238V236H8ZM26 239H28V238H26ZM134 239V240H133ZM153 239H155L154 237H153ZM195 239H197V238H195ZM202 239V238H201ZM205 239V238H204ZM4 240H6L7 241V239H5L4 238ZM19 240H21V239H19ZM24 240H25V238H24ZM101 240V239H100ZM106 240H108V239H106ZM179 240V239H178ZM189 240V239H188ZM206 240V239H205ZM263 240H264V238H263ZM12 241H15V239H13ZM17 241V240H16ZM91 241V240H90ZM94 240H92V242H93ZM96 241H97V239H96ZM112 241L113 240H111V243H112ZM122 241V240H121ZM124 241H123V244H125L124 243ZM190 241V240H189ZM202 241H204V240H202ZM214 241L215 240H212V241H209V243L207 244V247L208 246H211L213 243H214ZM8 242V241H7ZM31 242H33V241H31ZM95 242V241H94ZM115 242V241H114ZM114 242H113V244H114ZM117 242V241H116ZM115 242V243H116ZM135 242V241H134ZM1 243H4L3 242V240H2V242ZM9 243V242H8ZM10 243H11V240H10ZM17 244L19 243V242H16ZM15 242H14V244L15 245H17ZM21 243V242H20ZM27 242H25L24 244H26ZM28 243H29V241H28ZM35 243V242H34ZM99 243V242H98ZM98 243H93V244H95V245H97ZM101 244H102V246H103V244L105 245V246H108V245H111L110 244V241H101L100 242ZM122 243V242H121ZM133 243V242H132ZM180 243V242H179ZM178 243V244H179ZM191 243V242H190ZM193 243H194V241H193ZM22 244H23V241H22ZM21 244V245H22ZM35 244H37V243H35ZM52 244H55V243H52ZM119 244H120V240H119ZM118 244V245H119ZM135 244V243H134ZM4 245V244H3ZM2 245V246H3ZM14 245V246H15ZM18 245H20V244H18ZM30 245H32V247H33V244H31L30 243ZM29 244H28V246H30ZM115 245V244H114ZM128 245H125L124 247H128ZM201 245V244H200ZM6 246V245H5ZM10 245H8L7 246V248L9 247ZM27 246V245H26ZM26 246H24V247H26ZM48 246H50V245H48ZM53 246V245H52ZM105 246H104V249L103 250H100L98 253H93V255H94V257H93V260H96L94 263H98V261L97 260H99V259H101V258H105V259H107L108 261H110V260H112V257L116 254V252H119L120 251V249L122 250V248H120L121 247V244H120V246L118 247V246H115L114 247V249H112V248H108V249H105ZM112 246V245H111ZM123 246V245H122ZM133 246V245H132ZM205 246V245H204ZM1 247V246H0ZM4 247V246H3ZM21 247V249H22V246H20ZM32 247H29V248H31L32 249ZM54 247H55V245H54ZM91 247H93V246H91ZM90 247V248H91ZM97 247H99V246H97ZM101 247V246H100ZM130 247V246H129ZM198 247V246H197ZM11 248V247H10ZM14 247H12V249L11 250H14L13 249ZM16 248V247H15ZM27 248V247H26ZM25 248V249H26ZM28 248V249H29ZM20 249V248H19ZM20 249V250H21ZM24 249V248H23ZM118 249H119V251H118ZM123 249H125V248H123ZM188 249V248H187ZM206 249V248H205ZM208 249V248H207ZM96 250V249H95ZM99 250V249H98ZM126 250V249H125ZM180 250V249H179ZM193 250V249H192ZM200 250H201V248H200ZM203 250H204V248H203ZM7 251H9V250H7ZM7 251L5 252V253H7ZM29 251H31V250H29ZM33 251H34V249H33ZM124 250H122V252H123ZM184 251V250H183ZM182 251V252H183ZM187 251V250H186ZM1 252V251H0ZM12 252H14V251H12ZM91 252V251H90ZM122 252H121V254H122ZM126 252V251H125ZM191 252V251H190ZM5 253H3L2 255H4ZM15 253V252H14ZM14 253H12V254H14ZM124 253V252H123ZM127 253H128V251H127ZM10 255V253H7L6 255ZM85 254V253H84ZM173 254V253H172ZM189 253H186V252H183V254L181 255V257H179V258H181V260L182 259H184V261L182 260V262L180 263H178V264H191V263H195L196 261H194V258H193V256L192 255H188ZM204 254V253H203ZM1 255V256H2ZM16 255V254H15ZM119 255H120V252H119ZM124 255H125V253H124ZM85 256V258H87L86 257V255H84ZM89 256H91V255H89ZM121 256H123V255H121ZM200 256V255H199ZM4 257V256H3ZM6 258H7V256H5ZM9 257V256H8ZM17 259L19 258V257H17V256H15ZM0 258H2V257H0ZM10 258V257H9ZM12 258L14 259V257L12 256ZM12 258H11V260H12ZM83 258V257H82ZM4 259V258H3ZM2 259V260H3ZM210 259V258H209ZM1 260V259H0ZM1 260V261H2ZM5 260V259H4ZM3 260V261H4ZM9 260V259H8ZM23 260V259H22ZM21 260V261H22ZM54 260V259H53ZM52 260V261H53ZM91 260V259H90ZM173 260V259H172ZM180 260V259H179ZM199 260V259H198ZM0 261V262H1ZM6 261V260H5ZM13 261V260H12ZM15 261H18V260H15ZM80 261V260H79ZM85 261V260H84ZM88 261H89V259H88ZM100 261H103V260H100ZM206 261V260H205ZM24 262V261H23ZM92 261H90V264H92L91 263ZM104 262H107V261H105L104 260ZM178 262V261H177ZM177 262L176 263H173V264H177ZM6 263V262H5ZM4 263V264H5ZM10 263H11V261H10ZM18 264V262H15V264ZM27 263V262H26ZM55 263V262H54ZM83 264H85L84 262H82ZM81 263V264H82ZM96 263V264H97ZM111 263V262H110ZM110 263H108V264H110ZM196 263H198V262H196ZM219 263V262H218ZM6 264H8V263H6ZM20 264V263H19ZM22 264V263H21ZM23 264H25V263H23ZM30 264V263H29ZM88 264V263H87ZM100 264H102V262H100ZM105 264V263H104Z\"/></svg>",
  "mask_w": 264,
  "mask_h": 264
},
{
  "label": "water",
  "instance_id": "95a60500",
  "mask_svg": "<svg viewBox=\"0 0 264 264\" xmlns=\"http://www.w3.org/2000/svg\"><path fill=\"white\" fill-rule=\"evenodd\" d=\"M96 79L98 82L101 81L98 79V76H96ZM106 79L109 81V85H106V83L103 81H101V83L112 91L111 82L113 78L107 76ZM256 109V107H250L244 112L243 117L245 119V123L246 121L249 123H255L257 121ZM210 119L211 118L207 119L206 117L202 118L200 131H207L206 142L214 147L212 140L214 138H218L220 135V129L223 130L225 126L220 125V121L213 123V120ZM158 123H160L159 119L157 120L156 125ZM148 124L149 123L146 124V127ZM191 129H195L193 125ZM153 130H155V128ZM240 135V133H237L236 136H233L229 140H222L220 138V141H222V144L220 145L223 149H226V151L232 150L234 146L240 142H243L240 144V147L243 150L238 153L236 158L232 160L231 163L228 164L226 171L227 176L225 177V181L222 182L225 183L218 188L216 186V182L218 180L216 179V181H214L215 183L209 187L212 190L223 187V192L220 194V197H218L219 195L216 196L221 207H223L225 210L226 217L225 224L219 231V241H217L216 245H214L213 251L215 253H222L223 255L228 254L229 260L232 259L236 261H238V254H236L234 251L236 248H238L239 243L242 241L244 246L247 245V247H253L252 245L257 243L261 238V236L256 233L257 230L260 229L264 232V168L260 167L263 163L256 165L255 158L259 152V148L256 147L255 144H248L245 140H243V138L240 137ZM213 186L216 188H213ZM210 194H215V192L212 191ZM256 203L259 204L260 210V217L258 221L254 220L250 216V212L252 209L254 210ZM176 247L179 249L177 245ZM258 252L264 253L263 251ZM252 253L253 252L250 250L246 252V255H250ZM137 255L140 256L138 253ZM217 263L213 261L208 262V264ZM227 263H232V261L229 262L227 260Z\"/></svg>",
  "mask_w": 264,
  "mask_h": 264
}]
</instances>
